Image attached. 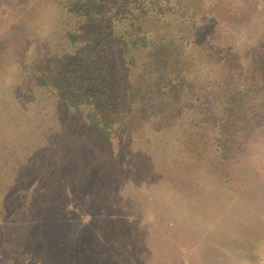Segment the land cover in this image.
Returning a JSON list of instances; mask_svg holds the SVG:
<instances>
[{
    "label": "rangeland",
    "instance_id": "1",
    "mask_svg": "<svg viewBox=\"0 0 264 264\" xmlns=\"http://www.w3.org/2000/svg\"><path fill=\"white\" fill-rule=\"evenodd\" d=\"M162 1L0 0V264H264V0Z\"/></svg>",
    "mask_w": 264,
    "mask_h": 264
},
{
    "label": "trees",
    "instance_id": "2",
    "mask_svg": "<svg viewBox=\"0 0 264 264\" xmlns=\"http://www.w3.org/2000/svg\"><path fill=\"white\" fill-rule=\"evenodd\" d=\"M161 3L164 6L171 4L170 2L167 3V0H163ZM171 6L174 7L175 5L172 4ZM183 9H184V12H187L189 10V8L185 9L184 7H183ZM191 21H192V23H191L192 29H195L194 22L196 23V21L198 22L199 20H191ZM135 38H134V36H131V40L129 41V42H131L130 44L141 45V48H138V51L139 52L143 51V53H144L143 58H147V57L150 58L151 65L153 68L155 67V68H157V70H160V69L165 70V69H168L169 67H173L170 71V73H172V74H168L169 72H166V73L160 72L159 73V77H158L160 79L159 82H161L163 80V78L166 77V79H168L167 81L169 83L162 82L160 84L157 81V78H155V82L153 84H151L149 92L151 91V94L154 95V93L157 94L158 92L163 93L164 91H166V93L169 94V92H172V89H174L175 87L178 88V82L176 80L182 76V74H181L182 68H180V67L183 66L185 57L183 58V55H181L177 51L176 47H174L173 50H167L168 48H166L165 46H162V44L155 45L154 42H151V44H149V46H146V43H145L146 40L143 36L141 38H136V39ZM132 40H133V42H132ZM169 44H172V43L169 42ZM150 45H151V47H150ZM186 45L190 46V43L187 42ZM162 48H163V52L167 51V52H169V54L167 56H165L164 58L158 59V58H156V56H157L158 52L160 51V49H162ZM146 49H148V52H145ZM129 51H130V48H129ZM174 51H175V53H174ZM229 63L231 64V62H229ZM229 72H230V70L227 71V74ZM172 75L174 77L171 78ZM226 79L227 78H222L220 81H218L216 83V87L217 88L227 87L229 85V80L233 81L232 78H229L228 80H226ZM62 81L65 82V80H62ZM175 81L177 84H174ZM168 84H172L174 86L173 87L168 86ZM170 87H172V88H170ZM175 93H177V90H175ZM177 99H178V97H177Z\"/></svg>",
    "mask_w": 264,
    "mask_h": 264
}]
</instances>
